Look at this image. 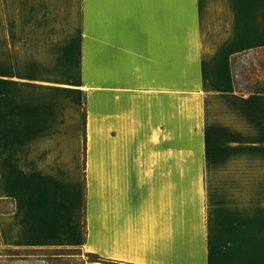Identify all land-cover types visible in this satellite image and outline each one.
Wrapping results in <instances>:
<instances>
[{"label":"crops","instance_id":"0c3cea01","mask_svg":"<svg viewBox=\"0 0 264 264\" xmlns=\"http://www.w3.org/2000/svg\"><path fill=\"white\" fill-rule=\"evenodd\" d=\"M262 47L264 0H0V247L264 264Z\"/></svg>","mask_w":264,"mask_h":264},{"label":"rangeland","instance_id":"374dc122","mask_svg":"<svg viewBox=\"0 0 264 264\" xmlns=\"http://www.w3.org/2000/svg\"><path fill=\"white\" fill-rule=\"evenodd\" d=\"M238 70H249L254 79H264V54L251 55L250 57H242L238 60ZM263 65V66H262ZM244 66L245 69L242 67ZM3 207V206H2ZM14 250L16 248H13ZM12 252L8 247H0V254ZM15 252V251H14ZM22 253H37L46 255V259L51 260V264H84L88 258L86 252L82 248H66L63 250L58 249H38V250H25L21 249ZM65 255L60 261H56L52 255ZM48 255V256H47Z\"/></svg>","mask_w":264,"mask_h":264},{"label":"trees","instance_id":"16d2710c","mask_svg":"<svg viewBox=\"0 0 264 264\" xmlns=\"http://www.w3.org/2000/svg\"><path fill=\"white\" fill-rule=\"evenodd\" d=\"M256 54H264V47L249 50V51H246V52L239 54V55L234 57V73H235L236 88L241 93L252 92L264 84V79H254L249 70H238V68H239V65L237 63L238 60H240L242 57H246V56L250 57L251 55H256ZM242 67L245 69L244 66H242ZM85 141H86V138H85ZM0 202H1V200H0ZM55 249L63 250L66 248H55ZM8 250H10L12 252L6 253V255L11 256V257L27 258L30 256H39V257H43L48 262V264H51V260L46 259V257H45L46 255H41V254L31 253V252L22 253V252H20L21 249H15L14 250L13 248H8ZM25 250H38V249H25ZM86 254L88 256V258H87L88 261L109 262L97 253L86 252ZM52 256H53V258H55L56 261H60L61 258H64L65 255L55 254Z\"/></svg>","mask_w":264,"mask_h":264}]
</instances>
